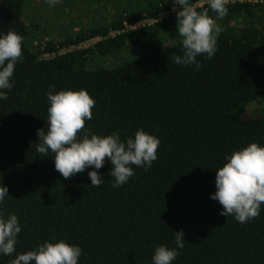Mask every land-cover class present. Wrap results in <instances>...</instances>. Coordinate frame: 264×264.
Listing matches in <instances>:
<instances>
[{
  "label": "trees",
  "instance_id": "obj_1",
  "mask_svg": "<svg viewBox=\"0 0 264 264\" xmlns=\"http://www.w3.org/2000/svg\"><path fill=\"white\" fill-rule=\"evenodd\" d=\"M37 1L0 0V34L23 37L14 87L0 101V183L10 194L0 211L17 215L22 232L16 253L0 264L53 238L80 246V264H152L155 248L175 247L181 229L185 246L173 264H264V205L241 224L221 216L211 199L225 156L264 145V108L246 117L250 102L264 101V0L229 1L223 18L190 0L222 28L215 56L198 57L199 71L173 61L183 55L174 0H126L105 22L46 39L35 17L24 18ZM59 4L70 8L74 0ZM144 18L155 21L130 27ZM53 85L89 92L96 104L85 127L96 134L119 130L123 140L143 128L157 136V160L119 188L110 162L99 170L101 187L91 186L87 171L65 179L53 153L36 151Z\"/></svg>",
  "mask_w": 264,
  "mask_h": 264
},
{
  "label": "clouds",
  "instance_id": "obj_2",
  "mask_svg": "<svg viewBox=\"0 0 264 264\" xmlns=\"http://www.w3.org/2000/svg\"><path fill=\"white\" fill-rule=\"evenodd\" d=\"M60 0H45L55 7ZM229 0H208V7L217 18L227 15ZM177 6H182L180 10ZM173 11L177 17V30L182 37L183 55L173 61L181 66H194L199 71L203 64L198 57L212 59L217 48V38L222 28L207 10L198 11L190 0H174ZM23 37L14 31L0 34V101L8 100L13 87V77L18 62H22ZM47 131L37 129L39 142L36 151L41 157L54 154L55 169L65 179L84 173L92 187H101L105 180L99 172L110 162L113 187L119 188L135 175V168L147 171L158 158L160 140L143 128L134 137L121 139L116 130L108 135L94 133L86 128L93 118L96 101L85 89L55 91L53 85L47 92ZM226 163L216 169V191L211 199L221 205L220 215L234 216L241 224L257 218L264 205V145L253 142L225 156ZM135 166V167H134ZM91 169V170H89ZM10 196L8 186L0 183V205ZM22 232L19 217L0 211V256L16 253L18 236ZM175 247L160 245L155 248L152 264H173L179 250L185 246V233H173ZM83 250L76 244L60 239L44 241L34 250L16 254L10 264H80Z\"/></svg>",
  "mask_w": 264,
  "mask_h": 264
},
{
  "label": "rangeland",
  "instance_id": "obj_3",
  "mask_svg": "<svg viewBox=\"0 0 264 264\" xmlns=\"http://www.w3.org/2000/svg\"><path fill=\"white\" fill-rule=\"evenodd\" d=\"M98 3L94 0H74V4L68 8L62 5L50 7L47 3L38 0L31 10H24L26 21L33 20L35 17L41 26V35L43 39L47 37H60L73 32L81 26H92L96 23L105 22L112 18L113 12L118 6L121 8L123 1L126 0H100ZM110 2V3H109ZM119 2V5H118ZM125 4V3H124ZM29 18V19H28ZM38 35V34H37ZM98 39H91L81 45L87 47L95 43ZM138 50L130 54L134 57ZM264 108V101L254 100L247 105L246 117L257 116Z\"/></svg>",
  "mask_w": 264,
  "mask_h": 264
},
{
  "label": "built area",
  "instance_id": "obj_4",
  "mask_svg": "<svg viewBox=\"0 0 264 264\" xmlns=\"http://www.w3.org/2000/svg\"><path fill=\"white\" fill-rule=\"evenodd\" d=\"M229 1H235V0H229ZM206 3H208V0H200V1L197 3V5H198V6H202V5L206 4ZM177 9H178V8H177ZM178 10H179V9H178ZM170 13H171L170 11H167V12H164L163 15H164V16H169ZM172 13L175 14V12H174L173 10H172ZM154 21H155V19L144 18V19H142V20L136 22L135 24L131 25L130 27H131V28H137V27H139V26H142V25H145V24H149V23H152V22H154ZM112 34L115 35L116 32L113 31ZM95 39H99V38H95ZM47 56H48V55H47Z\"/></svg>",
  "mask_w": 264,
  "mask_h": 264
}]
</instances>
